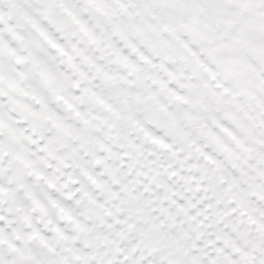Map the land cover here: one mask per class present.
I'll return each mask as SVG.
<instances>
[{
    "label": "snow or ice",
    "instance_id": "1",
    "mask_svg": "<svg viewBox=\"0 0 264 264\" xmlns=\"http://www.w3.org/2000/svg\"><path fill=\"white\" fill-rule=\"evenodd\" d=\"M0 264H264V0H0Z\"/></svg>",
    "mask_w": 264,
    "mask_h": 264
}]
</instances>
